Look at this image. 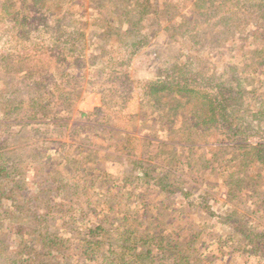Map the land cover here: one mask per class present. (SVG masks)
<instances>
[{
	"label": "trees",
	"instance_id": "1",
	"mask_svg": "<svg viewBox=\"0 0 264 264\" xmlns=\"http://www.w3.org/2000/svg\"><path fill=\"white\" fill-rule=\"evenodd\" d=\"M56 1L21 0L22 10L12 12L8 1L0 2L4 23L0 68L6 76V95L0 92V264H211L215 257L196 244L201 233L192 223L198 215L229 226L232 233L227 241L240 240L251 253L264 257V0H187L183 9L192 7L187 12L166 1L160 7L158 0H90L96 7L89 8L88 20L84 13L73 11L78 6L74 0H67L64 5L70 8L65 10ZM172 19L175 22L163 31L166 35L155 50L169 51L179 32L182 41L175 42L176 57L173 63L157 58L155 78L140 86L141 106L155 116L126 114V95L131 94L133 81L124 59ZM87 23L104 42L100 57L90 59L100 61L93 72V92L106 96V101L92 112H79L83 123L79 126L102 129L110 137L107 140L117 135L128 139L123 145L117 144L118 138L113 143L116 159L124 166L121 177L97 176L94 171V179L85 160L76 162L64 152L53 162L43 153L45 139L67 127V119L43 103L56 92L68 91L60 99L71 108L68 97L77 80L71 68L84 60L81 41ZM192 41L196 50L207 45L223 50L228 71L220 72L216 64L191 53L179 61L184 44ZM124 53L127 56L120 57ZM16 75L22 76L13 80ZM19 98L28 99L33 107L27 120L41 121L42 127H21L22 141L30 136L40 143L29 141L12 149L2 140L7 134L1 127L23 119L18 117ZM147 124L150 129L157 126L161 135H153V141L144 135L137 147L134 131ZM212 135L219 147L207 158L198 147L203 149ZM150 142L156 151H148ZM183 149L188 151L187 160H180L178 150ZM87 151L91 158L92 151ZM32 156L41 168L34 177L37 184L28 185L27 161ZM190 156L207 160L202 166L217 164L227 171L221 179L229 211L223 215L213 209L207 192L200 194L197 178L190 176V168L196 167ZM118 183L137 197L134 207L128 204L129 195L123 201L107 199V209H102L105 203L99 207L91 198H83L88 191L84 185L98 194V184L111 188ZM148 190L159 196L158 213L152 218L141 212ZM75 198L81 202L77 204Z\"/></svg>",
	"mask_w": 264,
	"mask_h": 264
},
{
	"label": "rangeland",
	"instance_id": "2",
	"mask_svg": "<svg viewBox=\"0 0 264 264\" xmlns=\"http://www.w3.org/2000/svg\"><path fill=\"white\" fill-rule=\"evenodd\" d=\"M5 1V0H0V2ZM8 3L11 5V10L9 11H16V10H22V3L21 0H6ZM70 1V0H69ZM163 1H166L169 4L174 3L175 5H178L180 7L181 11H190L192 10V7L186 6V9H183V7L187 4V0H158L160 2V7ZM57 6L61 10H65L66 7L70 8V5L65 6L64 4L67 2V0H57ZM75 3H77L78 6L72 7L73 11L78 13V15H81L84 13L82 16L85 17L84 20H88L92 15V11L89 8H94L95 4L90 2V0H74ZM31 3V0H30ZM8 4V5H9ZM50 8L51 11L58 12V8L54 7L53 5ZM63 6V7H62ZM21 13V11H18ZM182 12V13H183ZM0 13H3L0 10ZM32 18L34 14L31 15ZM81 17V16H80ZM116 17H112V19L116 20ZM73 23L75 24L78 20L77 17L73 18ZM83 20V21H84ZM33 21H36L35 18L31 20L29 23L31 25H34ZM148 21L143 22V26H146ZM175 22V19L170 20L168 24H163L158 31L153 32L150 34L152 36V39L148 44L142 45L140 47V50L137 51L136 53L132 54L131 58H127L126 60L124 59L125 64H129V67L125 68L126 71H128V74L130 76V79L133 81V90L131 94L126 95L127 97V102L125 105V113L129 115H134L137 117H140V113L144 112V115L146 118H150L155 116L153 113L148 109V107L145 109L141 106V91H140V86L142 83H145V81H149L155 78L156 75V68L159 67L158 63L159 61L157 58H162V60H167L169 63H173V58H175L176 53L179 50L178 45H175L176 43H179L182 41V38L180 36V33L177 32L173 36L174 43L173 47H169V51H165L162 54L157 53L155 50L158 44L160 43V40L162 39L164 35H166L165 32L169 29V24H173ZM178 22V20H177ZM67 23V21H66ZM4 23L0 22V36H3V25ZM73 24V25H74ZM77 27V26H76ZM84 32V38L81 41V49L84 53V60L79 61L74 64V67H72L71 71H73L74 77L77 79L74 81L75 86L72 85L71 91L72 94H69V101L71 108L67 109L66 106H64L62 100L60 99L62 93H67L68 91L64 92H56L53 95L55 96V99H52L51 97L49 98L50 101L47 100L46 103H43V105H46L47 108L53 109L55 114L59 115L61 117H65L67 120V127L66 129L59 131H55L56 134L53 137H50L43 144V147L45 149V153L47 155H50L52 158L51 160L53 162L58 161L60 154H64L67 157L74 156L76 159V162H81L83 163H90L89 164V171H90V176L93 177V172L94 175H101V176H107L110 174H117L119 175L118 177H121L123 168L124 166L119 163L116 159V152L114 151V142L119 139L117 142L118 145H123L124 141H127L125 137H119L117 135L113 140H107L110 138L107 136V132L102 130V129H96L95 126H79L83 124L82 120H79V112H92L94 109L99 108L102 106L104 103L103 101H106V96L102 94H97L93 92V89L96 88V86H93L91 83L94 81V71L100 67V61L99 58L95 59H90V56H97L100 57L101 55V45H103V41L100 40L98 33L96 30L92 28V26L87 23L85 25V29L83 30ZM183 32V31H182ZM3 38V37H2ZM2 40V39H1ZM1 44V41H0ZM15 44V43H13ZM193 41L190 42V44L187 42L184 44L183 49L181 50V54L184 55L182 56L179 61L185 58V55L188 53H191V55H194L196 57H200L201 61H207L210 65L216 64L217 68L219 69L220 72L222 71H228V62L227 58H223L222 56L224 55L223 50H220V48H214L212 45H207L204 47H201L199 50H196L197 46L192 45ZM173 51V52H171ZM129 53V52H128ZM129 55V54H128ZM200 55V56H199ZM127 54H121L120 57H126ZM130 57V56H129ZM226 63V64H225ZM242 64V62H240ZM91 67H93L91 69ZM107 71V70H106ZM23 74V73H22ZM12 76V75H11ZM20 76H14L13 80L16 78L21 77ZM5 72L2 71L0 68V92L2 94L6 95V85L4 84L5 80ZM74 91H79L80 93H76ZM52 99V100H51ZM21 103V110H19V116L23 118L22 120H17V119H12L11 121H7L8 124L13 123L14 125L5 128V126L1 127L4 130H6V134L4 138L2 139L3 141H8L9 147L14 149V148H19L24 145H28L29 141L31 142H37L40 143V141L37 140H29L30 136H27L25 140L20 136L21 132V127H24L26 124H30V127H33L35 129H40L41 127V121H29L27 120L28 115H31L33 111V107H31V103L29 102L28 99H23L19 98L17 99V102ZM121 102H118V106L120 105ZM122 105V104H121ZM120 105V106H121ZM15 108H19V105L17 103H14ZM16 109V110H18ZM150 111V112H149ZM0 113H2V110H0ZM113 114V113H112ZM139 119H142L139 118ZM47 122V120H46ZM6 123V124H7ZM143 124L145 122H142ZM157 126L155 128L150 129L145 126L143 129L135 130L134 135L137 136L138 139H136V145L137 147H140L142 145V140L144 135L145 137L148 138V140H154V136L159 137L161 135V132H158L156 130ZM135 129V127H134ZM53 130V127L51 128ZM142 130V131H141ZM54 131V130H53ZM142 132V134H141ZM12 135V136H11ZM154 135V136H153ZM214 135H212L210 140L205 143V146L203 149L201 147H198L199 153H202V151L205 152L206 157L208 158L211 153L217 150L219 147L218 144L215 142L216 138H213ZM54 139H57V142H53ZM252 139L258 140L257 137H253ZM41 140V139H39ZM207 140V139H206ZM253 141V143H256L257 141ZM30 142V143H31ZM31 145V144H30ZM148 146V151L154 152L157 150V146L155 143H146ZM87 149H90L92 153L90 154L91 158L88 157V151ZM33 150V149H32ZM36 151V150H34ZM141 151V148H140ZM187 150L183 149V151L178 150V153H181L180 155V160L188 159L187 158ZM38 157H41L38 154ZM190 162L195 164L196 167H191L190 168V176L193 179L198 180V186L200 187V194H203L204 192L208 193V196L212 198V204H213V209L220 215H223L222 213H225L226 211H229V208L226 204V188H225V182L222 181V179L225 176V173L227 171H223L225 168L221 165L217 164H212L210 166H202L204 164L203 162H206L207 160H203V162L196 161V158L190 156ZM33 160V156L30 157L27 161L31 166L29 168V173L27 174L28 177V185H34L37 184V181L34 179L38 175V171L40 170L41 167L38 166V163ZM83 163V164H84ZM209 163V162H208ZM48 165V164H47ZM199 167V168H198ZM88 168V167H87ZM256 165L253 166L252 169H255ZM199 169V170H198ZM198 170V171H196ZM262 170V183H264V167L261 168ZM95 176V177H97ZM188 178V176L186 177ZM222 178V179H221ZM95 179V178H94ZM97 186V185H96ZM99 186V193L95 194L94 193V188L89 187L88 185H84L83 187L86 188L88 191L86 197H83L84 199L86 198H91V201L94 202L97 206L101 207L100 205L104 204L102 209H107V204L106 201L107 199H115L118 201H123L125 200L126 196L129 195V192L127 189H123L121 185L116 184L114 187H105L104 185L98 184ZM104 193V194H103ZM146 195L140 205L144 204V208L141 212H143L148 218L152 216H155L158 211L157 209V204H158V195H154V193H151V190L146 191ZM103 194V196H102ZM248 195V193H245ZM245 194L244 198L242 197V202H246L245 200ZM135 195L131 196L129 195L128 197V204L130 207L135 206V201H136ZM241 198V197H240ZM77 204L81 202V200L75 198L74 200ZM152 208V210H151ZM140 212V213H141ZM255 223H259L258 219H254ZM194 225V229L201 233L200 237L196 244L199 246H202V251H210V254L213 255L215 258H213V261L211 264H264V257L261 256L260 253H257L254 255L251 253V249L247 247V245L244 243H239L240 240H235L232 239L231 241H227V235L228 233H232V230L229 226H226L223 224L221 221L215 219V218H209L206 215H198L195 217L194 222L192 223ZM174 225V224H173ZM264 226V224L262 223ZM261 225V227H262ZM11 227V226H10ZM7 226V231H9L11 228ZM175 227L172 226V228ZM234 234V233H233ZM234 237V235H231ZM231 243V246H229ZM220 251V255L218 256V249ZM226 250V252L224 250ZM236 250V251H235ZM222 251V254H221Z\"/></svg>",
	"mask_w": 264,
	"mask_h": 264
}]
</instances>
